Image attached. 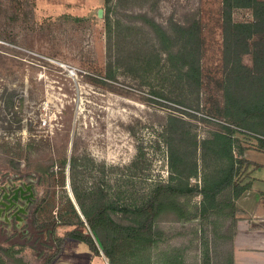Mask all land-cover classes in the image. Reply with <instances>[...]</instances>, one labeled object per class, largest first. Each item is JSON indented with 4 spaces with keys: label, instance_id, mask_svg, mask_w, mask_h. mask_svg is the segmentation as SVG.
<instances>
[{
    "label": "rangeland",
    "instance_id": "rangeland-1",
    "mask_svg": "<svg viewBox=\"0 0 264 264\" xmlns=\"http://www.w3.org/2000/svg\"><path fill=\"white\" fill-rule=\"evenodd\" d=\"M221 8L222 0H127L117 17L125 25L134 21L131 31L124 33L128 43L121 54L126 58L130 54L132 60L120 63L115 48L111 57L107 49L105 0H0V187L31 184L36 199H45V215L63 213L70 205L80 213L75 188L81 196L100 188L109 203L140 205L150 185L167 181L170 175L161 139L168 114L192 121L199 140L207 130L218 128L201 119L214 120L208 111L222 107L216 85L222 76ZM232 16L237 22L251 20L249 10H235ZM152 20L164 26L200 23L201 66L208 88L200 96L198 111L167 100L196 104L168 68L166 55H159L156 62ZM243 61L250 65V56ZM176 108L195 117L189 119ZM256 128L264 131V126ZM140 147L144 156L133 169ZM63 156L67 162L61 167ZM243 156L260 166L243 179L252 186L236 201V218L264 221L259 195L264 192V153L248 148ZM198 166V176L189 183L201 187L199 152ZM201 199L198 195L184 202L191 211ZM209 215L207 220L186 223L172 216L162 218L161 249L184 252L185 264H208V242L210 264L214 247L220 259H229L232 213L225 209ZM112 218L122 222L116 213ZM2 225L0 221V246L16 244V250L24 246L22 251H1L4 264H44L54 251L52 239H43L28 222L27 236L14 230L6 234ZM53 264L110 263L104 256H94L85 244L68 240Z\"/></svg>",
    "mask_w": 264,
    "mask_h": 264
},
{
    "label": "trees",
    "instance_id": "trees-1",
    "mask_svg": "<svg viewBox=\"0 0 264 264\" xmlns=\"http://www.w3.org/2000/svg\"><path fill=\"white\" fill-rule=\"evenodd\" d=\"M124 2L127 0H105L108 11L103 18L108 31L109 56L115 48L120 63L132 60L130 54H125L127 58L121 55L128 43L124 41V33H129L134 23L128 20L125 25L117 17V10ZM235 10H249L251 20L234 21L232 15ZM220 15L222 76L216 85L222 107L215 106L208 111L214 120L201 119L218 128L207 130L199 140L192 121L175 114L166 116L161 139L167 149L168 180L151 184L143 202L136 207L115 201L109 203L100 188L83 192V196L75 188L80 213L74 205H70L63 213L45 215L42 210L45 199L37 200L35 195L27 206L26 214L21 215L22 221L12 219L7 222L0 217L6 234L14 230L27 236L28 222L35 231L41 232L43 239L51 238L54 251L44 264H53L61 256L68 240L85 244L94 256H104L110 264H185L184 252L161 249V242L165 238L159 224L167 216L174 217L179 223H186L195 218L207 220L210 213L216 214L226 209L233 216L234 238L237 228L236 201L252 186V181L243 183V179L249 178L250 172L260 166L243 155L248 148L264 153V131L256 128L264 126V0H222ZM150 27L153 31L151 47L158 53V59L162 53L166 55L168 68L175 73L181 89L196 98V104L193 106L175 98L167 100L198 111L200 96L208 88L201 66L204 40L200 23L169 22L164 26L152 20ZM244 56H250V65L244 63ZM176 110L189 119L195 117L185 110ZM245 140H248L249 146L244 145ZM198 152L203 171L201 187L197 183H189L191 178L198 176ZM143 156L140 147L131 165L133 169L138 167ZM66 162L63 156L59 164L64 167ZM251 166L253 169L249 171ZM198 195L202 198L201 202L190 211L184 200L190 201ZM259 195L264 202V192ZM113 213L118 214L122 222L114 220ZM94 238L99 239L102 251ZM6 246H0V264H4V252L22 251L24 247L16 250V244ZM207 246L208 242L205 244V254L210 264ZM215 248L212 252L214 264H233L232 254L229 259L227 256L220 259L217 255L219 251Z\"/></svg>",
    "mask_w": 264,
    "mask_h": 264
},
{
    "label": "crops",
    "instance_id": "crops-1",
    "mask_svg": "<svg viewBox=\"0 0 264 264\" xmlns=\"http://www.w3.org/2000/svg\"><path fill=\"white\" fill-rule=\"evenodd\" d=\"M231 251L234 264H264V221H237Z\"/></svg>",
    "mask_w": 264,
    "mask_h": 264
},
{
    "label": "water",
    "instance_id": "water-1",
    "mask_svg": "<svg viewBox=\"0 0 264 264\" xmlns=\"http://www.w3.org/2000/svg\"><path fill=\"white\" fill-rule=\"evenodd\" d=\"M98 17H102V10H98ZM28 194V195H25ZM34 196L33 186L27 185L23 182L20 185L6 184L0 187V217L3 215V219L9 222L12 219L22 221L21 215L26 214L27 206L29 205L30 198ZM22 202L23 204H21ZM100 251H102V245L99 239L94 238Z\"/></svg>",
    "mask_w": 264,
    "mask_h": 264
},
{
    "label": "flooded vegetation",
    "instance_id": "flooded-vegetation-1",
    "mask_svg": "<svg viewBox=\"0 0 264 264\" xmlns=\"http://www.w3.org/2000/svg\"><path fill=\"white\" fill-rule=\"evenodd\" d=\"M25 195H28V194H25ZM29 200H30V202H32V200H34V196L31 197ZM20 203L23 204L22 202H20ZM29 204H30V203H29ZM28 207H29V206H28ZM2 216H3V215H2ZM2 216H1V217H2Z\"/></svg>",
    "mask_w": 264,
    "mask_h": 264
}]
</instances>
